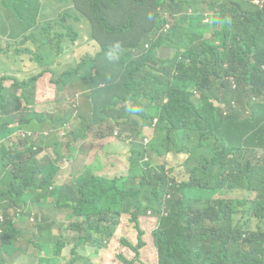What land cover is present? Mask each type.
Instances as JSON below:
<instances>
[{
	"label": "trees",
	"instance_id": "obj_1",
	"mask_svg": "<svg viewBox=\"0 0 264 264\" xmlns=\"http://www.w3.org/2000/svg\"><path fill=\"white\" fill-rule=\"evenodd\" d=\"M72 3L90 22L91 39L101 49L80 65L89 67V76L79 79L74 69L62 72L75 94L87 88L76 116L58 109V83L50 67L58 71V52L40 54L47 66L34 76L28 59L11 57L9 51V45H18L34 55V40L0 37V58L13 66L8 78H0V264H34L31 243L38 264H60L70 244H53L54 222L43 210L65 208L69 200L78 201L72 219L79 223L69 227L78 233L71 244L74 264H92L77 253L104 249L124 218L140 232V219L148 212L158 219L152 235L159 264H264V4L235 7L221 0L200 9L195 0ZM184 7L188 10L182 12ZM67 36L76 41L78 33L71 28ZM117 45L119 58L109 60L107 53ZM132 67H145L153 85L143 112L127 93L124 71ZM6 80L11 84L3 87ZM129 103L127 110L118 108ZM103 124L106 130L120 128L112 136L119 133L130 146L129 175L92 176L97 147L92 151L91 143L85 144L89 157L80 179L60 182L59 167L68 157L62 147L76 153L74 138L90 140L96 137L92 126ZM62 128L74 138L57 142ZM170 155L185 156V180L176 173L182 163L170 165ZM230 193L241 198L226 197ZM200 205L207 209L206 222L195 214ZM33 208L42 211L46 228L43 233L36 215L33 234L27 223L24 252L15 243L20 221ZM129 246L138 253L143 244Z\"/></svg>",
	"mask_w": 264,
	"mask_h": 264
},
{
	"label": "rangeland",
	"instance_id": "obj_2",
	"mask_svg": "<svg viewBox=\"0 0 264 264\" xmlns=\"http://www.w3.org/2000/svg\"><path fill=\"white\" fill-rule=\"evenodd\" d=\"M221 0H195L197 6L200 9H207L210 6H217ZM241 2L242 0H235ZM255 4V1L262 2V0H251ZM2 3L0 10V37L5 39L7 37L14 39H25L30 36L34 40L40 39L43 34L49 35L52 38L51 45L44 48L43 50H38L36 44L30 46L34 49V55H28L21 52V47L18 45H9V51L11 57L23 54L25 58L29 60H34V76L42 71V66L46 62L41 61L40 54L44 57L51 53V56L55 54L53 52H58L60 57L58 58V71L52 67L55 76L54 80L63 81L62 72L66 70H73L77 66L76 61H82L85 57L95 56L99 51L98 45L90 39L91 26L86 19H80L75 21L73 18H68L65 15L69 14L72 17L76 16L72 0H0ZM256 5V4H255ZM188 10V7H184L182 12ZM58 18L65 20L62 25L53 24L50 29H47V22H54ZM67 26L74 27V30L78 33L76 41L68 36H64L60 39L58 44L54 38V35L68 32ZM3 44V43H2ZM30 44V41H29ZM4 45V44H3ZM13 47V48H12ZM75 49H80V52L75 55ZM75 61V63L72 62ZM89 67H82V78L90 75ZM79 70V73H81ZM127 77L125 81L127 83V93L132 99L134 106L143 112L149 101L148 97L153 90V85L150 83V75L148 74L145 67L138 69L137 67H132L124 71ZM154 76V75H153ZM8 78L7 75H2L0 73V78ZM48 77H50L48 75ZM52 79V78H51ZM11 81L6 80L3 82V87H8ZM77 89H72L71 92H75ZM190 91L191 89H187ZM84 95L82 94L79 99V104L83 106ZM193 100H197L193 97ZM166 102V101H165ZM129 104L119 105V109L124 111L127 110ZM62 109H66V104L61 103ZM45 112V110H44ZM51 114V111L46 112ZM72 120L71 117L67 119V123ZM80 124L77 125L79 129ZM93 134L97 136L104 135L108 136L107 141H105L101 147H97V152L94 153V160L90 164L91 174L95 177L105 178L107 180H115L121 177H126L129 175L131 168L130 162V146L122 142V138L119 133L117 136H112L114 131H121L116 125L113 126L112 130H106V125L102 126H92ZM60 139L63 141L65 138H73L70 133H64L59 135ZM95 138V137H93ZM45 145L49 148L50 143L48 140ZM64 152L67 150L62 147ZM96 148L93 146L92 151ZM76 153L73 154L74 159L66 158L62 162V167L60 171V182L75 184L80 177V170L74 168V162L81 164L82 168L85 167V161L89 157L85 150V142L83 140L77 141V146L75 148ZM82 149L83 152L79 153L78 150ZM47 154L51 157L52 151H48ZM169 163L172 166L181 164V166H176V173L179 174L180 180H185V172L183 168V162L185 156H181L178 160L172 155L169 156ZM160 164V163H159ZM254 197L255 195H251ZM226 197L228 198H241L235 193H230ZM67 207L58 209H44L43 212L48 215L53 224L54 228V240L53 244H67L70 245L63 251L60 264H74V259L76 256L71 254L72 241L78 236L76 231L70 230L71 225H76L79 220L74 218V209L78 205V201L69 200L66 202ZM34 209V208H33ZM196 216L203 222L207 221V209L205 205H200L196 211ZM35 215L42 221L41 231L45 232V221L43 213L40 209H34V215H27L24 220L20 221L19 232L20 236L16 243V247H20L25 252V244H23V232L27 227L33 234L35 229ZM140 232L128 219L122 221L121 225L118 227L117 231L111 234L110 242L106 247L95 254V249L91 247H86L85 250L79 251L77 254L80 259L90 260L92 264H124L120 261L118 256H123L128 261H132V264H159L158 263V249L153 238V231L158 227V219L148 212L143 215L140 219ZM143 231V236L139 238V233ZM143 244V247L138 253L131 250L129 244L136 247L138 242ZM31 257L34 259V264L39 263V255L35 249L34 243H31ZM136 255L138 258L136 259ZM53 259L50 260V263ZM80 264H85V262H80Z\"/></svg>",
	"mask_w": 264,
	"mask_h": 264
},
{
	"label": "clouds",
	"instance_id": "obj_3",
	"mask_svg": "<svg viewBox=\"0 0 264 264\" xmlns=\"http://www.w3.org/2000/svg\"><path fill=\"white\" fill-rule=\"evenodd\" d=\"M225 1H230V2H232L233 3V5L236 7V6H238V5H244V7H249V6H257V7H262V5L264 4V0H262V2H259V1H255V4L253 3V1H251V0H242L241 2H239V1H235V0H222V2H225ZM73 9H74V6H73ZM74 12H75V14H76V16H74V17H72L71 15H69V14H66L65 16L66 17H68V18H73L75 21H79L80 19H85V18H83V17H81L76 11H75V9H74ZM87 20V19H86ZM65 20H61L60 18H58L56 21H54V22H51V21H49V22H47V24H46V26H47V29H50V27L53 25V24H58V25H62V22H64ZM88 21V20H87ZM89 22V21H88ZM90 23V22H89ZM63 26V25H62ZM90 26H91V24H90ZM72 28V31L73 32H75L76 33V31L74 30V27H72V26H67V30H68V32L67 33H69V31H70V29ZM67 33L66 34H64V33H60V34H64V36H67ZM91 33H92V28H91ZM91 33H90V39H91ZM63 36V37H64ZM54 38H55V40L57 41V43L59 44L60 43V39L62 38H57L55 35H54ZM32 40H34V38H32ZM92 40V39H91ZM41 41H46V43L44 44V45H41ZM92 41H94V40H92ZM51 42H52V38H50V36L49 35H46V34H43V36L40 38V39H38V40H34V43L35 44H37V45H39L40 46V48H38L37 47V49L38 50H43L44 48H46V47H49L50 45H51ZM97 45H98V47H99V51L101 52V49H100V46H99V44L96 42V41H94ZM36 45V46H37ZM117 49H118V45L114 48V49H112V50H110L108 53H107V58L109 59V60H115V59H118L119 57H118V54H117ZM100 52H98V53H100ZM97 53V54H98ZM96 54V55H97ZM87 58H84L82 61H80L78 64H77V66L75 67V69L74 70H76L77 71V74H78V76H81L82 77V71H81V67H80V65L86 60ZM31 61H33L34 62V60H31ZM44 66V65H43ZM42 66V67H43ZM45 66H47V64H45ZM36 68V67H35ZM79 70L81 71V73H79ZM2 75H6L5 73H3ZM64 78V77H63ZM229 81H230V83H231V85H232V88L233 89H236V87H237V85H236V83H235V81H234V79H232V78H230L229 79ZM66 82V80L65 79H63V81H59V80H56V83H58V85H56L55 84V90H56V95L58 94H63V92H64V88H65V86L67 85V84H64ZM57 100H59V99H57ZM59 102L60 103H62V100H59ZM58 102V103H59ZM82 107V106H81ZM60 110H62V111H66V112H71V113H73V116H76V115H74V112H75V108H73L72 107V103H67V106H66V109H60ZM104 125V124H103ZM63 129V128H62ZM26 134H25V137H30V138H32V139H39L40 137L38 136V135H36V134H34V133H31V132H25ZM56 133H57V136L55 135V137H56V139H57V142L58 141H62L61 139H60V137H59V135L61 134L60 132H59V130L58 131H56ZM72 133V132H71ZM62 134H64V133H62ZM46 135V134H45ZM70 136H72L71 134H70ZM74 138V137H73ZM74 140H76L75 138H74ZM29 214H32V215H34V213L31 211V212H29ZM18 232V231H17ZM20 236V233L18 232V235H17V241H18V237ZM17 243V242H16ZM16 243H15V246H16Z\"/></svg>",
	"mask_w": 264,
	"mask_h": 264
},
{
	"label": "crops",
	"instance_id": "obj_4",
	"mask_svg": "<svg viewBox=\"0 0 264 264\" xmlns=\"http://www.w3.org/2000/svg\"><path fill=\"white\" fill-rule=\"evenodd\" d=\"M74 52H75V55H77V53L80 52V49H75V48H74ZM25 54H26V53H25ZM72 62L75 63V61H73V60H72ZM79 62H80V61H76L77 64H78ZM12 67H13V66H12V63H11L9 60H7V59H5V58H0V73H1V74L5 73L6 75H9V72H10V70L12 69ZM34 69H35V67H34V62L28 59V63H27V70H28V73H34ZM78 78H79V79H83L81 76H78ZM86 90H87V88L83 87V91H82V93L85 94V93H86ZM71 91H72V87H71V85L68 83V84L65 86V88H64V92H63V94H59V95L57 94V95H56V90H55V89H54V94H55V96H56V99L62 100V103L66 104V106H67V103H68V104H69V103H72V107L75 108L74 115H77V114L79 113L80 109H81V104H79V99H80V96H81V95H79V94H75L74 92H71ZM58 109H62V106H61V103H60V102L58 103ZM59 132H60V133H70V134H71L72 131L63 128V129H60ZM56 136H57V134H56ZM107 137H108V136L100 135V136H97V137H95V138H92V139L87 140V141H84V142H85V144H86L87 146H89V144H91V143H94L96 147H101L102 144H103L105 141H107ZM75 141L77 142L78 140H75ZM47 150L50 151L51 149H47ZM51 151H52V150H51ZM44 153H45V152H42V155H44ZM64 153H65V152H64ZM65 154L68 155L67 158L72 159V155H73V154L68 153V151H67V153H65ZM65 159H66V158H65ZM65 159H64V160H65ZM62 162H63V161H62ZM61 167H62V164H61ZM74 168H77V169H79L80 171H83V169H84V168H82V165H81V164H77V163H75V162H74ZM32 212L34 213V209L32 210Z\"/></svg>",
	"mask_w": 264,
	"mask_h": 264
}]
</instances>
